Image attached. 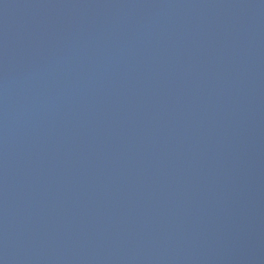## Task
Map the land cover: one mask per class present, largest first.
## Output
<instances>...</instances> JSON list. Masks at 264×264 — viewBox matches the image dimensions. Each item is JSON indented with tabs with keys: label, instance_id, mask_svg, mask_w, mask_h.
<instances>
[{
	"label": "water",
	"instance_id": "obj_1",
	"mask_svg": "<svg viewBox=\"0 0 264 264\" xmlns=\"http://www.w3.org/2000/svg\"><path fill=\"white\" fill-rule=\"evenodd\" d=\"M0 264H264V0H0Z\"/></svg>",
	"mask_w": 264,
	"mask_h": 264
}]
</instances>
